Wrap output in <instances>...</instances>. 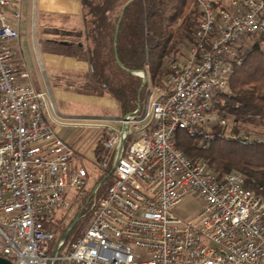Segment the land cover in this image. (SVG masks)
I'll return each instance as SVG.
<instances>
[{"label": "built area", "instance_id": "built-area-1", "mask_svg": "<svg viewBox=\"0 0 264 264\" xmlns=\"http://www.w3.org/2000/svg\"><path fill=\"white\" fill-rule=\"evenodd\" d=\"M201 20L186 56L150 95L129 130L110 127L102 144L119 153L113 182L98 201L87 228L64 252L50 255L56 211L71 207L88 171L75 165L76 150L53 124L48 93L32 81L12 43L22 0H0V256L13 264H264V193L246 186L237 170L221 173L186 156L178 130L251 140L213 105L229 91L238 45L264 34V0H195ZM146 120L143 124L142 121ZM231 127V128H230ZM132 135L121 148V140ZM126 143V141H125ZM109 167L106 159L99 162ZM110 175V176H111ZM189 194L204 206L191 218L174 208Z\"/></svg>", "mask_w": 264, "mask_h": 264}, {"label": "trees", "instance_id": "trees-1", "mask_svg": "<svg viewBox=\"0 0 264 264\" xmlns=\"http://www.w3.org/2000/svg\"><path fill=\"white\" fill-rule=\"evenodd\" d=\"M80 2L84 28L60 29L56 30L55 35L56 39L66 46L69 54L85 57L90 66L89 73L77 74L76 80H68L69 84L89 95H107L114 98L123 116L135 112L139 103L141 106L139 113H142L147 84L139 91L143 77L129 70L144 71L148 80L152 82L159 81L172 71V64L182 59L180 57L184 55L182 46H190L199 27L202 15L198 8L192 7L195 0H80ZM128 2L129 5L125 7ZM121 16L115 42L116 28ZM263 44L264 34H250L242 39L238 51L243 62L236 64L231 75L232 91L219 92L213 97L214 108L225 117H233L237 123L232 128L234 132L246 130L248 134H252L244 129L243 125L258 120L264 125ZM234 75L236 76L233 77ZM107 136L108 134H105L102 140ZM199 137L197 133L181 129L176 132L175 141L189 158L203 159L211 169L221 173L237 169L245 176L247 187L254 189L262 187L264 193V138L243 140L216 134L210 140L200 142ZM131 138L132 135L127 138L126 146ZM102 140L95 148L98 162L105 161L108 155ZM111 169L112 166L109 165L101 179L106 177ZM103 184L96 189L95 194L100 193ZM90 203V201L86 203V207ZM76 217L77 215H74L69 219V225ZM49 225L56 234L59 231V238L66 231L63 217L53 220ZM76 226L62 248L68 239L70 247L83 233L79 229L70 238Z\"/></svg>", "mask_w": 264, "mask_h": 264}, {"label": "crops", "instance_id": "crops-1", "mask_svg": "<svg viewBox=\"0 0 264 264\" xmlns=\"http://www.w3.org/2000/svg\"><path fill=\"white\" fill-rule=\"evenodd\" d=\"M20 13L18 20L8 14V21L15 24L20 33L19 39L12 43L16 59L26 63L33 83L39 90L48 93L57 116L66 123L53 124L55 129L57 126L69 127L62 129V133L66 131L67 140H72L71 136L75 133H67L70 128L85 127L93 131L92 139L96 144L92 145L90 151H86V155L96 162L95 148L101 136L109 134L110 127L124 128L125 124L114 98L107 95H89L69 84L68 80H76L77 74L89 73L90 66L85 57L69 54L66 46L61 44L55 35L56 30L60 29L84 28L80 0H22ZM70 99L85 103L86 106L94 102L99 108L86 109V113H67L68 106L65 101ZM114 109H117L116 112H113ZM115 113H118V116ZM56 131L64 138V135L59 133L60 130ZM75 150L77 155L78 150ZM80 160L73 162L84 167Z\"/></svg>", "mask_w": 264, "mask_h": 264}, {"label": "rangeland", "instance_id": "rangeland-1", "mask_svg": "<svg viewBox=\"0 0 264 264\" xmlns=\"http://www.w3.org/2000/svg\"><path fill=\"white\" fill-rule=\"evenodd\" d=\"M192 7L198 8V6L196 5L195 2L192 4ZM263 47H264V44H263ZM187 51H188V46H182V52L184 53V55L180 58L183 59V57L186 56ZM24 52L27 55V51L25 50ZM235 70L237 71V69H235ZM167 76H168V74L163 76L157 82H152L150 80L147 81L145 103H147L149 101L150 95L155 93L157 91V88L163 84V82ZM235 76L236 75H234L233 77H235ZM229 85H230V82H229ZM231 91H232L231 88H229V91H227V92H231ZM65 103L68 106V110H66L67 113H71V114L86 113V109H98L99 108V106H97L94 102L92 104H90L89 106H86L85 103H82L79 101H74V99H70L69 101H65ZM114 110H113V112H116L117 109L115 111ZM115 114H117V116H118V113H115ZM226 118H228V120L232 124L235 122L233 117H226ZM145 122H146V120L142 121L141 123L144 124ZM243 126H244V129H247L252 134H248L246 132V130L245 131L242 130L241 132H244V133L250 135V138H259V139L264 138V125L261 122H259V120L255 121V123H246ZM63 128L68 129L69 127L57 126L56 130H58V131L60 130L59 133L63 134L64 135L63 137L65 138V140H67L66 135H65L66 131L62 133ZM72 131L75 132L71 136L72 140H67V141L70 142L75 149L78 150L81 148L80 150H78V153H77L78 156L76 155L73 160H75V161H78L80 159L82 160V161L81 160L80 161L84 165V167L87 169L88 177H87L86 185L84 186V188L80 192H77V193L73 192V193L69 194V197H71V207L65 211H61V210L56 211V217H55L54 221L57 220V218L63 217V222H64L63 226L66 227V230L71 225V224L69 225V219L70 218H72L74 215H77V217L81 216V220L78 221L77 226H76L74 232L72 233V235L70 236V238L74 235V233L77 230L81 229V232H83L87 228V226L89 225L91 218L93 216V211L95 209L94 206L96 205L97 200L100 199L103 195H105V193L107 192L109 186L111 185V183L113 182V179H114V176L111 175V177L108 181H106L104 184L102 182L101 184H103V185H102L100 193L95 194L97 186H98L99 182L102 180L101 177L106 172V170L101 168L98 161L94 162L91 157L86 155V151H90V149L92 148V145L96 144L95 140L92 139L94 136L93 131L90 129H86L85 127H82V128H78V129L70 128L67 133H70ZM241 132H237V133L242 134ZM103 137L104 136L102 135L100 140H102ZM203 140H204V137L200 136L199 141L203 142ZM118 153H119V147L117 148V150L114 153H112V154L110 153V155H109L110 158L109 157L107 158V160L109 161V165H110V167L112 166V168L114 167V165L116 163ZM232 170H237V169H232ZM101 184H100V186H101ZM256 190H258V189H256ZM84 200L86 201V203H88L90 201L91 202L90 205H88L86 207V203H84ZM203 206H204V203H203L202 198H200L199 196L194 195V194H189L182 200L181 203H179L177 206H175L174 211L183 218H191V217L195 216L196 214H198L201 211V209L203 208ZM85 207H86V210L82 214L83 209ZM87 221H89V222L87 223ZM60 238H59V231H58L55 239L51 242L50 251H49L50 255L53 254L55 248L58 246ZM69 243H70V239H68L67 243L62 248V252L66 251L69 248L68 247ZM1 249L2 248L0 247V253H1Z\"/></svg>", "mask_w": 264, "mask_h": 264}, {"label": "water", "instance_id": "water-1", "mask_svg": "<svg viewBox=\"0 0 264 264\" xmlns=\"http://www.w3.org/2000/svg\"><path fill=\"white\" fill-rule=\"evenodd\" d=\"M131 1H132V0H131ZM129 3H130V2H128V3L125 5V7H127V6L129 5ZM125 7H124V8H125ZM121 20H122V16L120 17V19H119V21H118V24H117L116 34H115V42H116L117 37H118V31H119V28H120ZM118 62H119V64L122 66L120 60H118ZM129 71H130V72H134V73H136V74H139V75H141V76L143 77V82H142L141 87H140V89H139V91H141L142 88L145 86V84H146L147 81H148V78H147L145 72H144V71H133V70H129ZM140 109H141V106H140V103H139V104H138V108H137V110H136L135 112H133V113H129V114L123 116L122 120H124V121H129L130 117H131L133 114H137V113L140 112ZM124 129L126 130V132H128V130H129V124L126 123ZM125 141H126V139H125V137H124V138L121 140V148L124 146ZM112 172H113V170H111V171L109 172V174H108L106 177H104V178L99 182L98 186H100V184H101L102 182H104V181H105V180H106V179L112 174ZM98 186H97V188H98ZM79 219H80L79 216L76 217L75 220H74V221L71 223V225L68 227V229L65 231V233L61 236V238H60V240H59V243H58V246L55 248V250H54V252H53V254H52L53 257H56V256H57V254H58L59 251H60V247H61V246L64 244V242L67 240V238H68L70 232H71V231L73 230V228L76 226V224L78 223ZM0 264H13V263H12L9 259L0 256ZM50 264H54V262H50Z\"/></svg>", "mask_w": 264, "mask_h": 264}]
</instances>
